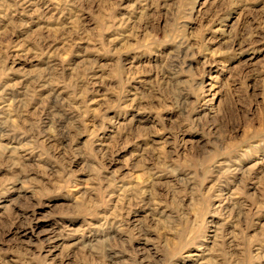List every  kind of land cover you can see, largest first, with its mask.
<instances>
[{"label": "clouds", "instance_id": "9594fccd", "mask_svg": "<svg viewBox=\"0 0 264 264\" xmlns=\"http://www.w3.org/2000/svg\"><path fill=\"white\" fill-rule=\"evenodd\" d=\"M137 2L142 3L139 19L132 21L121 18L119 24L111 17L108 19L111 21V27L125 30L131 27L133 33L140 35L141 38L132 47L141 55L155 51V59L160 62L155 69L147 70L155 71L156 77L145 81L142 85L143 91L137 90L131 96L126 92L125 85L135 78V70H121L118 75L110 71L108 76L100 78V82L103 83L105 79L118 81L116 89L109 88V92L114 93V100L106 105L104 111H107L108 107H118L121 110L135 108L136 112L154 114L145 117L154 121L151 127L131 131L127 140V143H135L136 140L143 139L148 145L138 152L139 170L143 172V181H135L132 172L137 170L136 167L125 177H117L107 172L105 161L112 159L111 146L96 152L86 145L73 147V137L87 132L85 115H92L90 123L95 126V132L104 127L106 119L103 113H96V110L89 107L86 97L88 92L93 90V85L92 77L87 73L72 70L69 73L71 79L66 82L64 88V91L69 93L68 98L63 99L57 93L52 106H48V99L52 96L50 92L49 97L42 98L35 115L27 110L30 100H9L7 89L15 86L5 85L0 88V116L3 117L2 126L6 130L0 132V137L12 136L15 133L29 136L30 142H36V146L21 144L20 148L30 152H42V158L53 162L55 166L42 173L38 166L24 165L18 149L9 151L5 146L4 153H0V167H7L9 171L18 167L19 171L13 172L12 178L31 193L30 196H21L14 203L25 209H32V215L25 216L23 220L19 216L0 218V264H53L46 257L37 254L43 243L71 236H78L79 241H83L85 233H88L89 237L96 233L103 236V239L95 244L83 245L73 264H79L84 258L83 250L87 251V264H106L110 250H118L115 255L121 257L119 264H175L177 256L190 258L182 260L181 264H264V253L255 251L249 255L246 246L234 254L233 249L238 247V244L235 237L229 239V233H225L222 238L217 236L212 249L207 247L217 228L214 219L206 218L220 215L222 205H213L212 201L218 198V194L205 188L206 182L214 178L215 183L219 184L225 170L230 169L232 161L229 155V141L232 130L242 126L250 113L253 119L264 115V76H259L264 73V60L257 61L252 68V72L259 76L255 85L257 90L249 94L243 84L238 88L231 85L222 86L220 91L223 93V104L220 107L209 104L205 97L210 89L206 91V85L200 77L204 75V68L208 64L221 62L208 56L199 68L193 69L188 64V61L195 59L201 52H207V42L203 41L202 36L189 33L180 23L181 20L190 18L187 9L191 6L186 0ZM238 2L244 9L245 41L253 35L264 40V0ZM93 3L94 0H70L67 7L74 9L77 16H81L83 12L93 10ZM19 7L16 0H0V18L8 20L11 26V18L16 16ZM57 7L60 8L61 5L58 4ZM150 9L152 11H149ZM161 9L166 11L161 12ZM161 17L165 21L163 25L159 23ZM81 38L89 39V34L85 32ZM116 39L127 41L130 35L124 31ZM252 43H249V48ZM165 44L170 45L166 53L160 51ZM26 54L27 52L22 53ZM116 63L119 64V59ZM58 70L62 76V59ZM43 79L47 83H40L38 76L33 82L34 85L47 87L55 83L47 76H43ZM230 80L231 84H236L235 73ZM77 103V119L73 121L72 127L63 129L70 137L67 145L62 146L64 151L58 152L51 143L47 148L41 147L39 138L45 133H48L46 140H58L59 129L56 126L63 119V112L77 111ZM253 105L255 111L252 110ZM46 107L51 114V123L42 132L44 122L40 117ZM57 109H62L63 112ZM165 112L171 115H163ZM130 126L131 121L124 131H130ZM162 133L164 135H161ZM186 135H198L199 139L189 142L185 139ZM156 136H161L159 142L153 139ZM89 140H92L91 135ZM77 156L82 157V167L78 170L87 173L86 182L79 180L72 168V162ZM220 157L227 158L222 160ZM32 173H36L40 179H32ZM78 184L82 185V191L76 190ZM10 187H0V194L9 191ZM46 196H58L66 201L54 213L67 218V223L61 231L40 242L37 252L30 251L28 246L16 237L5 240L4 235L17 221H20V228L31 227L35 208ZM113 196L124 201L122 215H114L111 211ZM193 202L202 206L199 219L192 216ZM260 203L264 205V196L260 197ZM247 207L244 205L245 209ZM134 210L139 211L136 218L130 220L129 214ZM233 211L238 209L233 208ZM247 215L246 211L239 210V215L234 218L233 223L239 222L247 227ZM68 224H79L80 227L70 229ZM134 242H139L141 247H134ZM201 245L204 247L200 249L199 255L195 251H187L197 249ZM9 252L15 253L12 260L7 258ZM125 253L126 259L123 258ZM67 254L65 249L58 258L59 264H64L63 258Z\"/></svg>", "mask_w": 264, "mask_h": 264}, {"label": "rangeland", "instance_id": "374dc122", "mask_svg": "<svg viewBox=\"0 0 264 264\" xmlns=\"http://www.w3.org/2000/svg\"><path fill=\"white\" fill-rule=\"evenodd\" d=\"M16 2L20 7L16 10V16L11 18V26L8 20L0 18V88L14 85L15 87L7 89L8 99L30 100L27 110L35 115L42 98L49 97L50 92L52 96L48 99V106H52L53 98L57 93L63 99L68 98L69 93L64 91V88L66 82L71 79L69 73L72 70L87 73L92 77L93 85V90L89 91L86 97L89 107L96 110V113H103L106 119L104 127L95 132V126L90 123L92 115H85L87 132L73 137L75 139L73 147L86 145L96 152L111 146L112 159L105 161L107 172L117 177H125L133 167H136L137 170L132 172V175L136 182H142L144 176L139 170L138 152L148 145L143 139L136 140L135 143H127V140L131 136V131L151 127L154 121L145 117L154 114L136 112L135 108L121 110L118 107H108L107 111H104L106 105L114 100V93L109 92V88L116 89L118 81L105 79L103 83L100 82V78L108 76L110 71L118 75L121 70H135V78L125 85L126 92L131 96L137 90L143 91L142 85L145 81L156 77L155 71L147 70L155 69L160 62L155 59V51L141 55L132 47L141 38L140 35L133 33L131 27L126 30L111 27V21L108 19L111 17L116 24L120 23L121 18L135 21L139 19L142 3H138L137 0H94L91 12H83L81 16H77L74 9L67 7L70 0H16ZM186 2L191 6L187 9L190 18L181 20L180 23L189 33L202 36L203 41L207 42L205 45L207 52H201L195 59L188 61V64L193 69L199 68L208 56L221 62L208 64L204 68V75L200 77L206 85V91L210 89L208 96L205 97L206 102L220 107L223 104V93L220 91L222 86L231 85L238 88L243 84L249 94L257 90L255 85L259 76H264V73L258 76L257 73L252 72V68L257 61L264 60V40H261L260 36L253 35L245 41L244 9L238 0H186ZM58 4L61 5L60 8L57 7ZM163 11L166 10L161 9V12ZM159 23L160 25L165 23L163 17L159 19ZM124 31L129 33L130 39L127 41L116 39ZM85 32L89 34V39L81 38ZM249 43H252L251 48ZM97 48L101 50L97 51ZM169 48L170 45L165 44L160 51L166 53ZM25 52L27 54L22 55ZM61 59L63 60L62 76L58 70ZM117 59L119 64L116 63ZM101 65L106 67H99ZM233 73L237 76L234 85L230 80ZM41 74L55 83L47 87L34 85L33 82L38 76L40 83H47ZM214 77L218 79H213ZM75 108L77 111L63 112L62 109H57L63 112V119L56 126L59 129L58 140H46L45 136L48 133H45L39 138L41 147L47 148L51 143L58 152L64 151L62 146L67 145L70 137L68 133L63 132V129L73 126V121L78 116V103ZM252 110L255 111V105L252 106ZM50 115L46 107L40 117L44 122L42 132L51 123ZM163 115L170 116L171 113L165 112ZM129 121H131V130L124 131V128L129 126ZM2 122L3 117L0 116V132L6 130ZM153 139L159 142L161 136ZM185 139L193 142L198 140L199 136L186 135ZM21 144L36 146V142H30L29 136L15 133L12 136L0 137V153H4L5 146L9 151L18 149L21 162L26 166H38L42 173L55 166L53 162L42 158V152H30L20 148ZM229 149L232 161L230 169L225 170V175L220 178L219 184L215 183V178L205 184L206 189H212L218 194V198L212 201L213 205H222L220 215L206 218L214 219L217 228V231L211 235L207 247L212 249L217 236L222 238L225 233H229V239L235 237V242L238 244V247L233 249L234 254L239 253L240 248L244 246L247 247L249 255L255 251L264 253V205L260 203V197L264 196V115L253 119L250 113L242 126L232 130ZM226 158L220 157L222 160ZM81 161L82 157L77 156L72 162V168L77 178L86 182L87 173L78 170L82 167ZM18 171V167L12 171L7 167H0V187L11 186L9 191L0 194V218L19 216L23 220L25 216L32 215V209H25L14 203L21 196L31 195L19 181L13 180V172ZM32 179L39 180L40 176L32 173ZM76 190L82 191V185L78 184ZM65 203L66 201L58 196L43 197L42 202L35 208V218L31 227L20 228V221H17L3 238L9 240L16 237L23 241L30 251L37 252L40 242L46 241L53 234H58L67 223L66 217L54 214ZM123 204L122 199L113 196L112 213L122 215ZM244 205L248 206L247 209ZM233 208L238 211H233ZM239 210L248 213L247 227L239 222L233 223L234 218L239 215ZM137 211L139 210L130 213L128 218L135 219ZM201 212L202 206L193 202V218L199 219ZM67 226L70 229L80 227L79 224ZM101 239L103 236L96 233H93L92 237L85 233L83 241H79L78 236L60 237L51 243H43L37 254L46 257L53 264H59L58 258L67 249L68 254L63 258L64 264H73L83 245L95 244ZM133 246L141 247L139 242H134ZM203 247L201 245L197 249L187 251H195L199 255ZM115 251L110 250L107 253L109 259L106 264H119L121 257L116 256ZM14 256V252H9L7 258L12 260ZM83 256L79 264H87L86 250H83ZM123 258H127L126 253L123 254ZM184 259L190 258L177 256L175 264H181Z\"/></svg>", "mask_w": 264, "mask_h": 264}]
</instances>
